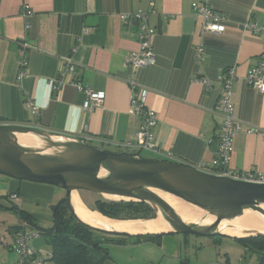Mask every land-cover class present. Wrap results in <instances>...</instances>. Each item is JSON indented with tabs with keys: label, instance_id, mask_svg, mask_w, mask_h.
<instances>
[{
	"label": "crops",
	"instance_id": "crops-1",
	"mask_svg": "<svg viewBox=\"0 0 264 264\" xmlns=\"http://www.w3.org/2000/svg\"><path fill=\"white\" fill-rule=\"evenodd\" d=\"M153 1L151 7L149 0H0V123L40 127L81 141L87 136L91 141L86 144L131 155L133 150L125 145L135 141L140 129V119L130 111V79L135 77L139 92H146V104L158 118L154 145L159 153H150L153 156L147 158L168 160L172 156L187 165L204 164L212 171L219 151L217 133L223 123L222 114L215 110L221 95L217 82L227 69L234 68L233 99L236 116L244 127L234 138L230 167L236 172H264V94L247 82L249 73L263 62L264 0ZM194 4H206L220 13L223 32H203ZM26 6L27 16L23 15ZM138 10L152 12L149 23L155 29L157 59L134 75L124 63L128 55L139 50V23L130 17ZM248 24L257 28L249 29ZM24 43L29 48H23ZM199 47L204 54L198 60ZM22 57L28 63L29 76L19 79ZM69 59L75 72L61 77ZM60 77L64 85L56 91L55 80ZM196 78L214 82V90L205 91L193 82ZM75 82L104 92L102 107L84 109L86 97ZM30 99L39 108L38 114L27 106ZM248 127L256 132L247 133ZM77 193L74 197L78 195L83 205ZM15 194L21 210L52 224V206L62 199L56 187L0 175V197L13 204L11 196ZM74 204L87 221L75 198ZM83 208L94 211L85 203ZM10 213L0 210V264H20L15 234L36 231L26 223L20 226L17 215L8 222L6 214ZM16 226L19 228L13 229ZM129 240L133 249H124ZM189 240L179 235L129 236L112 244L120 248L114 252L106 245L109 258L104 264H243L248 256H255L242 247L238 260L227 257L222 261L219 254L224 249H210L216 255L207 249H183ZM212 240L220 246V239ZM32 246L46 260L50 252L46 238L34 239ZM92 253L99 259L104 257L103 252ZM253 260L258 264L257 257Z\"/></svg>",
	"mask_w": 264,
	"mask_h": 264
},
{
	"label": "water",
	"instance_id": "water-1",
	"mask_svg": "<svg viewBox=\"0 0 264 264\" xmlns=\"http://www.w3.org/2000/svg\"><path fill=\"white\" fill-rule=\"evenodd\" d=\"M24 138L31 139L33 145L24 143ZM0 175L64 190L69 209L80 221L112 235L264 238L262 230L233 225L246 214H255L264 221V184L237 181L168 160L103 150L78 137L40 127L0 123ZM74 191L110 201L145 204L154 211L153 218L109 219L140 225L161 220L169 230L131 234L101 221L97 223L106 228L96 227L76 212ZM160 194L177 197L203 217L197 221L186 219Z\"/></svg>",
	"mask_w": 264,
	"mask_h": 264
},
{
	"label": "built area",
	"instance_id": "built-area-1",
	"mask_svg": "<svg viewBox=\"0 0 264 264\" xmlns=\"http://www.w3.org/2000/svg\"><path fill=\"white\" fill-rule=\"evenodd\" d=\"M150 1V6H154V1ZM195 14L198 18L202 20V30L203 32H209L214 34H220L223 32V17L217 11L211 9L206 4H194L193 5ZM29 7L24 8L23 15H29ZM152 12L145 10H138L137 12L131 14V18L139 23V35L138 43L139 50L131 53L125 59L124 66L127 70L135 73L149 65L155 63L157 59L156 50L153 44V37L155 35V29L150 26L149 19ZM123 19H127L123 16ZM249 29L257 28L255 24H248ZM264 31V27L261 28ZM23 48H29V45L24 43ZM24 54V51H22ZM204 54L203 47H199L196 50V55L198 60L201 59ZM263 62L260 66L252 70L248 77L247 82L250 87L257 90L261 94H264V55L262 56ZM20 74L19 79L29 76L28 63L21 58L19 62ZM75 72V65L72 59L68 60L66 67L62 72V76L71 75ZM60 78L55 80L54 89L60 91L61 87L64 85V81ZM237 75L234 68L227 69L224 74L220 77L217 82V86L221 88V95L216 104L215 110L222 114L223 123L218 129L217 141L219 146L218 156L214 162L215 169L208 171L214 175L221 177L232 178L237 181H243L253 184H264V172L262 171H244L236 172L231 169L230 164L233 155V144L236 134L243 131L244 124L236 116V106L234 103V81ZM193 82L201 85L205 91L214 90L215 83L205 79L196 78ZM74 86L78 91L83 93L86 97L84 103V109L88 111H94L102 107L106 94L104 92H97L92 88L86 87L79 82H75ZM140 84L137 78L133 77L130 79V89L132 92V99L130 105L131 114L134 117L140 119V129L136 135L135 141L133 143L126 144V148L132 149V156L142 158L143 152L149 153H159V150L154 145L155 139V129L158 125V118L156 113L150 109L145 101L146 92H139ZM27 106L32 110L34 114L39 113V108L36 106L34 101L30 99L27 102ZM256 129L253 127H248L247 133L253 134ZM87 136L83 137V142H89ZM168 161L185 164L174 159L172 156H168ZM187 165V164H186ZM195 168L203 171H207L204 164H199L194 166ZM12 200H18V195H12ZM41 235L36 231H18L15 234L16 249L20 254V264H44L51 258L50 254L46 257V260L40 256L37 249L32 246V241Z\"/></svg>",
	"mask_w": 264,
	"mask_h": 264
},
{
	"label": "trees",
	"instance_id": "trees-1",
	"mask_svg": "<svg viewBox=\"0 0 264 264\" xmlns=\"http://www.w3.org/2000/svg\"><path fill=\"white\" fill-rule=\"evenodd\" d=\"M6 201L7 197H0V210L16 214L24 224L26 223L46 238L51 256L49 262L52 264H104L109 258L106 245L121 243L126 237L132 236L112 235L83 223L71 212L65 198L52 206L54 220L51 225L43 224L21 210L19 206ZM89 207L104 217L115 220L149 219L153 218L152 215L155 214L145 204L117 202L103 198H99L93 206ZM160 236L141 235L135 237L155 238ZM235 240L248 249V252L256 255L258 264H264V238L250 237ZM93 250L103 252L104 257L99 259L92 253Z\"/></svg>",
	"mask_w": 264,
	"mask_h": 264
},
{
	"label": "bare ground",
	"instance_id": "bare-ground-1",
	"mask_svg": "<svg viewBox=\"0 0 264 264\" xmlns=\"http://www.w3.org/2000/svg\"><path fill=\"white\" fill-rule=\"evenodd\" d=\"M23 141H24V143H26L28 145H33V141L31 139L24 138ZM76 192H78V191H74L73 199H72L74 207H75V204H74V198H75L76 207H78V210L81 212V214H83L84 216L87 217L88 222L92 223V225H94L96 227L106 228V225L97 223V221H101L103 223H109V224L113 225L114 227L121 229V230H124V231H127L131 234L158 233L160 231L164 232V231L169 230L168 227L166 226V224L164 222H162L161 220H158L157 222L152 223L150 225H140V224L133 223V222L112 221L109 218L103 217L102 215H100L96 212H88V211L86 212L85 209L83 208L84 203L82 205L81 200L79 199L78 195H76V197H74ZM160 195L165 200H166V198L173 197L172 201H174L178 204H181V205H188L184 201H182V200H180L177 197H174L172 195H169V194H160ZM170 204L176 210H178V212L181 215L188 214L189 216L184 215V217L186 219L192 220V221H197L200 219L199 217H197L194 214V213L201 214L200 211L196 210L195 208H194V213H192L188 208H184V206H180V205L178 206L177 204H174V203H170ZM201 215L203 216V214H201ZM233 225H240V226H243V227H246L249 229H257V230L264 231V221L255 214H246L243 217L235 220L233 222ZM231 233H232V235H237V233H234V232H231Z\"/></svg>",
	"mask_w": 264,
	"mask_h": 264
},
{
	"label": "rangeland",
	"instance_id": "rangeland-1",
	"mask_svg": "<svg viewBox=\"0 0 264 264\" xmlns=\"http://www.w3.org/2000/svg\"><path fill=\"white\" fill-rule=\"evenodd\" d=\"M119 153V152H118ZM143 158H147V157H152L153 155L150 154L149 152H143L142 155H141ZM57 191L58 193L60 194L59 198H65L66 197V192L60 188H57ZM83 202L87 205L88 208H90L89 206H93L94 203L96 202V200H98L99 196L97 195H94V194H91V193H88V192H79ZM173 197H169V198H166V201L169 202V203H174V204H177L178 206H184V208H188L192 213H194V208L189 206V205H181V204H178L174 201H172ZM58 202H56L55 204H57ZM14 205H17L20 204V201H14L13 203ZM54 204V205H55ZM94 212V211H93ZM99 213V212H98ZM100 214V213H99ZM197 217L201 218L203 217L201 214H196L194 213ZM15 215V216H14ZM101 215V214H100ZM185 216H187L188 214H184ZM182 215V216H184ZM103 216V215H102ZM153 217L155 216L152 215ZM189 216V215H188ZM104 217V216H103ZM6 219L8 222H12L16 219V214H13V213H10V214H6ZM18 221L20 223H18L20 226L23 225V221L22 219H20L18 217ZM6 221V222H7ZM45 224V223H43ZM19 227H14L13 229H17ZM1 226H0V232H1ZM6 233V231H5ZM0 234H3V233H0ZM7 234V233H6ZM182 239H184V237H188L190 240H189V246L187 247V245H184L183 246V249H207V252L210 253V254H213V255H216L215 254V251L214 250H210V249H224L222 250V252L219 254L220 255V258L222 259V261H225L227 259V257H229L230 260L232 261H236L239 259V254H238V249H243L242 245L239 244L235 239H231V238H216V239H220V246H217L215 245L212 241V238H207V237H198V236H193V235H179ZM131 240L128 241V245L129 247H123L124 249H133L134 245L132 244H129ZM144 246H147L149 247V244H144ZM144 246L141 248V249H145ZM109 248L113 249L112 252H114V249H120L119 247H117L116 245H112V244H109L108 246ZM140 249V248H138ZM246 249V248H244ZM227 252V253H226ZM217 253V252H216ZM255 259L256 255L253 256ZM251 258V256H248L247 257V261L243 264H256V260H253ZM193 260H195L193 258ZM255 261V262H254ZM199 263H202V261L199 259Z\"/></svg>",
	"mask_w": 264,
	"mask_h": 264
}]
</instances>
